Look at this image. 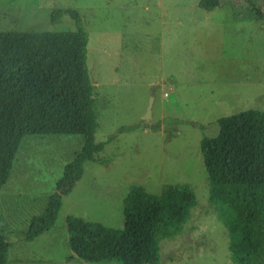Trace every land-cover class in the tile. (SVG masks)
<instances>
[{
    "label": "rangeland",
    "instance_id": "obj_1",
    "mask_svg": "<svg viewBox=\"0 0 264 264\" xmlns=\"http://www.w3.org/2000/svg\"><path fill=\"white\" fill-rule=\"evenodd\" d=\"M198 2L0 0V31H74L68 15L54 23L50 16L59 8L79 12L95 87V140L104 143L96 156L108 160L105 166L86 162L63 196L54 226L26 242L31 218L44 212L84 140L23 139L0 191L8 264H60L68 247L67 217L120 229L133 186L161 195L180 185L194 191L197 206L176 237L159 242L160 264L230 263L227 229L209 201L200 141L218 135L219 118L264 112V18L256 20L248 0H223L210 12ZM256 6L264 15V0ZM150 97L151 117L144 119ZM77 261L69 263L83 262Z\"/></svg>",
    "mask_w": 264,
    "mask_h": 264
},
{
    "label": "trees",
    "instance_id": "obj_2",
    "mask_svg": "<svg viewBox=\"0 0 264 264\" xmlns=\"http://www.w3.org/2000/svg\"><path fill=\"white\" fill-rule=\"evenodd\" d=\"M223 0H199L206 12ZM248 0L257 21L264 18ZM68 15L67 32L0 31V191L10 179L15 156L26 136L83 137L74 159L65 165L42 214L31 218L24 240L32 242L55 224L86 162L97 157L95 87L87 67L88 35L79 12L54 9L51 21ZM216 137L202 136L200 151L208 176V196L227 229L229 264H264V112L246 110L219 118ZM197 206L188 185L170 186L161 195L133 186L124 199L122 228L69 216L68 247L87 264H160L159 242L173 239ZM11 244L0 235V264H8Z\"/></svg>",
    "mask_w": 264,
    "mask_h": 264
},
{
    "label": "crops",
    "instance_id": "obj_3",
    "mask_svg": "<svg viewBox=\"0 0 264 264\" xmlns=\"http://www.w3.org/2000/svg\"><path fill=\"white\" fill-rule=\"evenodd\" d=\"M69 250V251H68ZM64 255H63V259L61 260V262H59L60 264H70L69 263V260L70 261H74L75 260V262H78L77 260H80V259H78L72 252H71V250L69 249V247H67V249L65 250V253H63ZM76 258V259H75ZM64 261V262H63ZM82 264H84L83 262H82Z\"/></svg>",
    "mask_w": 264,
    "mask_h": 264
},
{
    "label": "water",
    "instance_id": "obj_4",
    "mask_svg": "<svg viewBox=\"0 0 264 264\" xmlns=\"http://www.w3.org/2000/svg\"><path fill=\"white\" fill-rule=\"evenodd\" d=\"M152 103H153V97H150L144 119H149L151 117Z\"/></svg>",
    "mask_w": 264,
    "mask_h": 264
}]
</instances>
